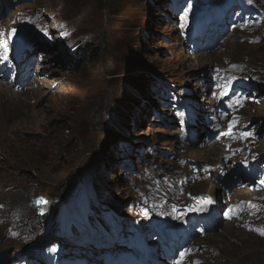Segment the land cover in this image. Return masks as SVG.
I'll return each instance as SVG.
<instances>
[{"label": "rangeland", "instance_id": "obj_1", "mask_svg": "<svg viewBox=\"0 0 264 264\" xmlns=\"http://www.w3.org/2000/svg\"><path fill=\"white\" fill-rule=\"evenodd\" d=\"M16 1L3 23L30 35L39 50L35 61L47 69L39 75L37 68L31 70L34 87L15 96L27 101L28 113L21 115L22 105L13 113L0 108V248L10 250V264L18 251L31 250L40 239L43 245L54 244L59 238L51 232L92 219L95 208L107 223L127 226L159 217L168 205L162 192L170 200L179 197L170 190L190 171L188 161H221L222 146L217 155L199 153L211 149L198 140L199 129L195 141L181 147L172 110L165 105L168 90L181 99L190 97L208 112L210 102L201 97L208 93L204 85L221 66L255 76L257 97L264 98V24L249 35L235 31L211 52L198 53L196 60L192 56L198 54L192 55L180 39L167 0ZM255 4L264 13V0ZM8 86L17 91L14 84ZM40 87L42 94H34ZM241 114L259 132L261 139L251 149L261 155L264 100ZM183 186L195 194L213 191L222 205L246 199L245 192L236 197L239 188L226 191L215 181ZM247 192L253 193L247 198L250 208L264 212V187ZM228 193L232 196L224 198ZM38 196L46 203L34 206ZM256 219L264 230V215ZM67 240L60 244L72 258L77 254L71 252L86 249L74 238ZM189 246L184 258L190 264H264V237L237 220L191 233Z\"/></svg>", "mask_w": 264, "mask_h": 264}, {"label": "bare ground", "instance_id": "obj_2", "mask_svg": "<svg viewBox=\"0 0 264 264\" xmlns=\"http://www.w3.org/2000/svg\"><path fill=\"white\" fill-rule=\"evenodd\" d=\"M54 28H56V26H52V29H54ZM30 53L33 56V52H30ZM211 56L212 55H210V57ZM192 57H194L197 60L198 57H199V55L198 56L197 55H193ZM208 57L209 56H203V57H200V58L201 59H206ZM35 63H36V61L33 60L32 63H31V65H30V72H31V70L32 71L35 70V69H32L33 66H34V68H37V70L34 71V73L37 74V75L43 73V71H45L47 69V66H43L41 64L37 65V63L36 64ZM30 72H29V77L25 80L24 84L22 86H20V87L18 86L16 88L17 89L16 92L13 89L9 88L8 84L7 85H4V84L1 83V85H0V108H3L4 110H7L8 112H12L13 113V112H17L20 109V106L22 105L21 106V110H19V112L21 113V115L22 114H25L24 111H26V113H28V111L26 110V108H28L27 101L24 100V101H26L25 103L24 102H20L15 96L22 95L23 92L28 91V90H30V89H32L34 87L33 81L31 80ZM42 81L43 80H41V82ZM42 89L43 88H41V87L39 88L38 91L36 89V91L34 92V94H42ZM13 94H15V95H13ZM206 101L212 103V100L207 99ZM195 107H196V105H195ZM197 110L199 111V113H202L201 106H200V108L197 106ZM26 117L28 119H30V123L33 124L34 114L33 113H29L28 115H26ZM195 122H196V124H199L198 120L195 121ZM178 133L179 132L177 131V134ZM209 146H211V149H209L207 151H199V153L200 154H205L207 156H210V155H213V154H219L220 147L218 145H211L210 144ZM189 150L192 151L193 149L189 148ZM223 152H225L224 151V148H223ZM222 158H223V156H222ZM221 161H222V159H221ZM207 165H209V164H207ZM203 190L204 189H202V191ZM173 192H174V190H170V195L171 196L173 195ZM240 192H245L243 198H246V200H247V198H248L249 195L250 196H253V193H251V192H247V191H244V190H236L235 191V194H237L236 197L239 196L238 194H240ZM228 196H232V195L229 194ZM169 197L170 196L168 194L162 192V194H161V198L162 199H168ZM221 209H223V207ZM226 223H229V222H226ZM225 228H231V226H226V227H224V229ZM225 233H227V231H225ZM227 259L228 260H232L229 257H227Z\"/></svg>", "mask_w": 264, "mask_h": 264}, {"label": "snow or ice", "instance_id": "obj_3", "mask_svg": "<svg viewBox=\"0 0 264 264\" xmlns=\"http://www.w3.org/2000/svg\"><path fill=\"white\" fill-rule=\"evenodd\" d=\"M249 2H251V0H249ZM181 27H183V26H181ZM15 31L16 30L13 29L12 33H15ZM45 35H47L46 32H45ZM10 37H11V34H10ZM6 49H7V42L0 43V50H6ZM0 60H7V56L4 55L2 52H0ZM239 99H240L239 97H234L232 101H229V106H232V104L234 102H239ZM249 135H251V133H242V136H249ZM38 203H46V201H43V199L41 198V201H39ZM200 210H202V209H200ZM225 215L228 216V213H225ZM262 234H264V233H262ZM52 251H55V249H52ZM184 256H185V252H181L180 253V260H177L176 264H181V261L183 260Z\"/></svg>", "mask_w": 264, "mask_h": 264}, {"label": "water", "instance_id": "obj_4", "mask_svg": "<svg viewBox=\"0 0 264 264\" xmlns=\"http://www.w3.org/2000/svg\"><path fill=\"white\" fill-rule=\"evenodd\" d=\"M1 240V235H0ZM10 250L7 248H0V264H9L10 258H9Z\"/></svg>", "mask_w": 264, "mask_h": 264}, {"label": "trees", "instance_id": "obj_5", "mask_svg": "<svg viewBox=\"0 0 264 264\" xmlns=\"http://www.w3.org/2000/svg\"><path fill=\"white\" fill-rule=\"evenodd\" d=\"M79 50H80V48L77 46V47H75L74 49H72V54H76L75 55V57L76 56H79ZM79 58H77V60H78ZM95 211H96V209H95ZM98 212H96V214H97ZM45 216V215H44ZM44 216H42L43 218H44V220H43V223H45V220H46V217H44Z\"/></svg>", "mask_w": 264, "mask_h": 264}]
</instances>
